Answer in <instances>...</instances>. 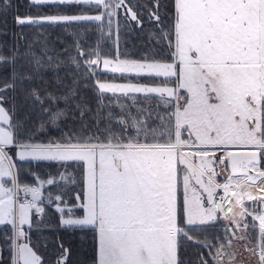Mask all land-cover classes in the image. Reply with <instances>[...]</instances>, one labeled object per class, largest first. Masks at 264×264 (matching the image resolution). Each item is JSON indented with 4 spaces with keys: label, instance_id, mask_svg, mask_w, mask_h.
Masks as SVG:
<instances>
[{
    "label": "snow or ice",
    "instance_id": "obj_1",
    "mask_svg": "<svg viewBox=\"0 0 264 264\" xmlns=\"http://www.w3.org/2000/svg\"><path fill=\"white\" fill-rule=\"evenodd\" d=\"M32 3L86 5L100 11L95 15L17 17V23L97 22L103 38L105 22L107 34L111 35L119 10L123 9L128 14L126 19L141 24L126 0ZM149 17L160 20L156 12H150ZM162 35L172 49V62L113 61L101 56L99 41L82 61L92 75L102 65L113 73L136 72L165 78L163 86L97 81L101 93L157 94L168 109L165 116H158V128L127 111L128 119L122 115L117 121L124 133L109 131L103 141L98 136H82L46 144L23 142L21 136L31 139L26 126L19 120L14 122L0 106V226H12V264H42L41 257L29 246L24 225L31 226L33 209L39 214L44 212L38 202L44 198L45 186L56 183L55 178L37 177L38 186L21 185L15 162L6 151L13 145L20 149V160L84 163L86 202L80 206L84 214L74 218L73 210L68 208V218H62V223L95 231L96 264H181L178 238L192 240V226L215 223L221 216L231 227L225 228L223 237L215 238L218 243L205 242V247L215 249L210 253L214 264H232L236 255L229 251L233 239L244 241L245 247L251 242L245 234L249 229L248 216L253 218L252 229H258V235L256 247L247 250L258 255V264H264V187L257 183H264V0H174L171 30ZM77 50L80 57H85L79 45ZM73 62L77 63L75 58ZM35 64L39 71L40 58L35 59ZM8 90L14 92L15 83L0 88V93ZM31 97L34 104L44 105L35 89ZM47 98L58 99L51 93ZM2 101L0 95V105ZM42 111L49 109L42 107ZM62 116V111L51 112L50 122L55 124ZM129 127L134 129V135L127 134ZM190 144L194 151L185 155L182 150ZM231 146H252L256 150L235 152ZM211 148L221 149L223 157L216 158ZM217 163L226 170L230 168L223 184L216 180L220 174L214 167ZM181 164L182 174L178 167ZM60 179L69 178L61 174ZM252 187H257L258 192L253 193ZM221 188L224 195L217 196ZM21 191L25 197L30 194L31 200L22 201ZM229 195L238 201V212L232 207L224 211L222 203ZM245 198L259 205V209L245 208ZM54 199L61 201V196ZM47 200L52 203L51 192ZM57 211L63 217L66 209L58 205ZM178 217H183L188 231L178 225ZM237 231L240 235H236ZM22 240L26 242L21 243ZM200 264L208 261L201 258Z\"/></svg>",
    "mask_w": 264,
    "mask_h": 264
},
{
    "label": "trees",
    "instance_id": "obj_2",
    "mask_svg": "<svg viewBox=\"0 0 264 264\" xmlns=\"http://www.w3.org/2000/svg\"><path fill=\"white\" fill-rule=\"evenodd\" d=\"M126 2L137 12L141 24L126 19L128 14L120 9L111 35L107 34L105 22V34L101 38L100 24L97 22L17 23V17L38 19L56 14L95 15L100 11L95 7L37 5L32 3V0H0V57L3 58L0 60V88L15 83L14 92L8 90L0 95L3 96L2 104L13 121L23 122L31 135L30 140L27 136H21L19 138L21 141L46 144L63 142L68 137L82 136H98L103 141L109 131L116 134L124 133V128L117 121L122 115L128 119L127 111H131L132 115L138 118L142 116L148 119L152 128L161 125L158 116H165L168 109L164 107L157 94L146 96L143 93L126 95L120 92L101 93L97 81L117 85L163 86L165 78L136 72L113 73L110 68L104 70L102 65L95 70V75H92L82 62L97 47L98 41L101 56L113 61L172 62L170 57L172 49L169 48L162 33L171 30L174 0H126ZM157 4L158 7L154 6ZM150 12H156L160 20L157 22L150 18ZM77 45L86 54L85 57L79 56ZM48 57L52 59L49 60ZM36 58L41 60L39 71L35 64ZM73 58L77 63L73 62ZM33 89L44 100L43 106L33 103L31 97ZM49 93L58 99L49 100L47 98ZM42 107L48 108L49 111H42ZM54 111L63 112V116L55 124L50 122L51 112ZM127 134L134 135V129L129 127ZM8 150L13 154L15 171L21 185L38 186L37 177L40 180L51 177L56 181L53 185H46L43 190L44 198L39 204L44 208V212L38 215L33 209L30 214L31 226L24 225V231L30 241L29 246L41 257L42 264H96L98 246L95 231L91 227L64 225L62 214L57 211L59 205L66 209L63 216H68V208L73 210L72 215L83 214L84 210L80 206L85 197L84 163L20 160L18 146H9ZM61 174L69 179L61 180ZM8 186L11 187L10 180ZM49 192L53 196L52 203H48L47 200ZM57 195L61 196V201L54 199ZM77 196L80 199H77ZM247 220L249 229L245 234L251 241L247 243L248 249L256 245L258 229H252L251 216H248ZM183 227L188 231V226ZM227 227H231L230 223L226 226L219 219L209 225L192 226L193 230L189 231L192 240L179 237L178 257L181 264H200L201 258L207 260L208 264H214L210 253L215 249L205 247V242L218 243L215 238L223 237ZM13 235L11 225L0 226V264H12ZM236 235H240V232L237 231ZM233 242L237 254L238 247L245 246V242L235 239ZM229 251H233V247ZM248 254L247 250L235 260L237 263L244 262L239 264H252Z\"/></svg>",
    "mask_w": 264,
    "mask_h": 264
},
{
    "label": "flooded vegetation",
    "instance_id": "obj_3",
    "mask_svg": "<svg viewBox=\"0 0 264 264\" xmlns=\"http://www.w3.org/2000/svg\"><path fill=\"white\" fill-rule=\"evenodd\" d=\"M184 137L187 138L186 133H185V136H184ZM185 148H187L188 150H194V147L191 146V144L188 145V146H185ZM234 149H250V150H253V151L256 150V149H255L254 147H252V146H233V147H231L230 150H234ZM223 155H224V154H222L220 151H217L215 157H216V158H222ZM261 165L264 166V161H261ZM214 167H215L216 170L220 173L218 176H216V180H217L218 182H221V184H223V183L225 182V178L229 175L230 168L226 170V169H225V166H224V165H221V164H219V163L215 164ZM222 182H223V183H222ZM257 183H259V181H258ZM221 190H222V189H221ZM237 206H239V205H237ZM237 206H236V207H237ZM244 206H245V208H248L249 211H252L254 207L256 208V210L259 209V205H254L253 202L248 201L247 199H245V204H244ZM40 215H41V214H40ZM255 223L258 225V221H256ZM226 226H227V224H226ZM257 231H258V230H257ZM242 244H243V243H242ZM254 247H256L255 244L252 245V247H250V248H254ZM258 251H259V249H257V252H258ZM246 252H247V247H245V246H243L242 248L238 247V252H237L235 258L239 257L241 254L246 253ZM248 252H249L248 256L251 257L252 264H258V255L254 254L253 252H250V251H248ZM240 262H241V263H244L243 261H239V262L237 263V261L234 259L233 262H232V264H239ZM245 264H247V263H245Z\"/></svg>",
    "mask_w": 264,
    "mask_h": 264
},
{
    "label": "rangeland",
    "instance_id": "obj_4",
    "mask_svg": "<svg viewBox=\"0 0 264 264\" xmlns=\"http://www.w3.org/2000/svg\"><path fill=\"white\" fill-rule=\"evenodd\" d=\"M67 15H78V14H67ZM0 106H3V104L2 105H0ZM4 107V106H3ZM5 108V107H4ZM6 109V108H5ZM185 138V137H184ZM231 147H233V146H231ZM231 147H230V149H231ZM6 150L9 152V156H11V158L14 160V157H13V154L8 150V148H6ZM211 151H213L214 153H215V155H216V152L217 151H220L222 154H224V152L221 150V149H219V148H211L210 149ZM183 153L185 154V155H190L191 154V152L192 151H194V150H188L187 148H183ZM178 167H179V169L181 170V174H182V172H183V168H184V166L181 164V165H178ZM8 178H6V180H7ZM221 183V182H220ZM223 183V182H222ZM85 193H86V186H85ZM222 193V190L221 189H218L217 190V196H219L220 194ZM29 196H31L30 194H29ZM21 198V200L23 201V200H25L22 196H20ZM247 199V198H246ZM181 201H182V193H181ZM86 201H85V197H84V202L82 203V204H84ZM39 203V202H38ZM40 205V204H39ZM41 206V205H40ZM237 204L235 205V207H234V211H236V212H238L239 211V206H237ZM42 207V206H41ZM83 214H84V212H83ZM83 214L82 215H73V217L74 218H77V217H82L83 216ZM38 215H40L39 213H38ZM229 215H231V213L229 214ZM63 218H68V216H63ZM224 225L225 224H229L230 222L228 221V220H226V219H223L222 218V216L220 217V218H218ZM253 219V218H252ZM251 224H253V221L251 222ZM178 225L180 226V227H183V225H186V223L185 222H183V217H178ZM178 241H179V238H178ZM233 245H234V242H233ZM233 247V251L235 252L236 251V249L234 248V246H232Z\"/></svg>",
    "mask_w": 264,
    "mask_h": 264
},
{
    "label": "bare ground",
    "instance_id": "obj_5",
    "mask_svg": "<svg viewBox=\"0 0 264 264\" xmlns=\"http://www.w3.org/2000/svg\"><path fill=\"white\" fill-rule=\"evenodd\" d=\"M258 184L260 185V187H264V183L259 182ZM233 190H234V189H233ZM250 190H251L253 193H257L259 189H258L257 187H252ZM222 195H224V192H223V191H222V193L220 194V196H222ZM245 199H246V198H245ZM237 202H238V201L236 200L235 197H232V196L229 195V198H227V199H225V200L223 201V203H222V207H223L224 211L227 212V209H228L229 207L234 208V206H235V204H236Z\"/></svg>",
    "mask_w": 264,
    "mask_h": 264
},
{
    "label": "water",
    "instance_id": "obj_6",
    "mask_svg": "<svg viewBox=\"0 0 264 264\" xmlns=\"http://www.w3.org/2000/svg\"><path fill=\"white\" fill-rule=\"evenodd\" d=\"M232 151H235V152H250V151H253V150H250V149H234Z\"/></svg>",
    "mask_w": 264,
    "mask_h": 264
},
{
    "label": "built area",
    "instance_id": "obj_7",
    "mask_svg": "<svg viewBox=\"0 0 264 264\" xmlns=\"http://www.w3.org/2000/svg\"><path fill=\"white\" fill-rule=\"evenodd\" d=\"M20 196H22L26 200H31V196L28 195L27 197H25L23 192L20 193Z\"/></svg>",
    "mask_w": 264,
    "mask_h": 264
},
{
    "label": "crops",
    "instance_id": "obj_8",
    "mask_svg": "<svg viewBox=\"0 0 264 264\" xmlns=\"http://www.w3.org/2000/svg\"><path fill=\"white\" fill-rule=\"evenodd\" d=\"M221 189H222V188H221ZM222 191H223V189H222ZM219 196H220V195H219ZM237 203H238V202H237ZM237 203H236V204H237ZM236 204H235V205H236ZM234 207H235V206H234ZM233 209H234V208H233ZM229 214H230V213H229Z\"/></svg>",
    "mask_w": 264,
    "mask_h": 264
}]
</instances>
